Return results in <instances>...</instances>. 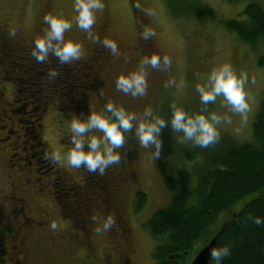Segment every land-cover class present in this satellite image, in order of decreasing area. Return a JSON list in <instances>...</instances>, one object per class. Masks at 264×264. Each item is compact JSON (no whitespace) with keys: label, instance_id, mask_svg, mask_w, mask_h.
I'll list each match as a JSON object with an SVG mask.
<instances>
[{"label":"rangeland","instance_id":"374dc122","mask_svg":"<svg viewBox=\"0 0 264 264\" xmlns=\"http://www.w3.org/2000/svg\"><path fill=\"white\" fill-rule=\"evenodd\" d=\"M251 1L260 3L264 8V0H103L104 7L96 10L91 31L101 41L106 37L115 40L119 48L117 56L107 48L103 50L102 43L90 39L88 33L77 26L74 0H0V28L11 27V42L25 47L32 44L46 27L43 20L46 14H63L71 20L72 28L66 31L65 38L82 43L84 54L93 56L95 49H99L97 53L100 58L103 57L94 61L98 74L95 75V86L86 94L87 115L90 111L103 110L108 102H113L117 107L123 106L137 116H142L145 107L150 106L153 115L165 119L171 118L173 105L189 113L203 109L205 113L215 112L221 117L228 115L231 118V122L222 120L217 125L220 133L218 140L225 136L241 143L253 139L252 125L259 104L264 99V67L258 64V57L264 53V40L257 45L244 42L226 26V21L242 18L245 6ZM205 6L212 8L213 13H204ZM146 29L154 30L155 35L145 39L143 33ZM8 52L4 44L0 45V59ZM153 53L161 58L165 55L170 57L171 63L164 64L161 59L158 68L145 66L146 94L132 97L120 91L116 87L117 76L122 72L138 70L144 56ZM224 63L231 64L238 75L241 72L247 75L244 88L250 110L246 120L239 113H233L222 96L207 105L200 101L196 84L203 82L214 66ZM9 68L8 60L1 61L0 76L4 69H7L6 74L13 76ZM3 79L4 85L7 84L2 92L4 101H11L16 94L22 96L21 92L16 91V78ZM57 101L52 100L42 119L41 134L52 156L60 152L63 157L71 147L67 134L71 133L68 125L73 113L65 108L61 110ZM20 103L14 106L17 116L28 118L30 111H33L31 105L23 109ZM95 134L101 135L99 131ZM182 136L181 132H174L170 125L162 128L159 156H154V148L140 145L132 133H126L125 143L119 149L121 162L114 166L122 170L126 177L121 204L127 215L133 208L137 213L128 215L133 219L136 245V251L130 258L119 256L118 248H113L106 232L97 233L98 239L90 249L81 240L83 230L77 227L71 241L64 242L65 238L59 237V242H63L58 247L46 246L43 254L47 261H57V264H157L153 255L157 242L145 222L156 210L169 206L171 202L172 192L166 185V177L182 168L192 169L196 164H205V150L213 149L218 141L208 147H199L191 141L182 142ZM54 162L67 168L74 179L80 181L83 178L76 168L57 160ZM138 190L147 193V203L140 210L135 203ZM201 246L198 245L194 252Z\"/></svg>","mask_w":264,"mask_h":264},{"label":"trees","instance_id":"16d2710c","mask_svg":"<svg viewBox=\"0 0 264 264\" xmlns=\"http://www.w3.org/2000/svg\"><path fill=\"white\" fill-rule=\"evenodd\" d=\"M204 13L211 14L213 9L205 6ZM226 26L242 41L257 45L264 40V8L251 1L243 17L227 20ZM19 53L21 58L13 59L12 65L20 69L17 78L21 89L31 85L27 91L32 108H42L44 100L57 99L62 108L83 117V110L88 109L86 94L96 80L90 83L81 72L68 70L55 56L46 69L39 67L31 51ZM258 64L264 67V53L258 57ZM51 70L58 75L51 78ZM41 85L47 87L42 89ZM252 136L251 141L241 143L223 136L213 149L205 150V164L182 168L166 177L171 202L145 222L157 242L153 254L157 264H190L198 245L216 234L218 247L231 248L223 264H264V225L258 226L249 218L264 217V99L252 125ZM135 197L140 210L147 203V193L138 190ZM210 264L215 262L210 260Z\"/></svg>","mask_w":264,"mask_h":264},{"label":"flooded vegetation","instance_id":"af4514ba","mask_svg":"<svg viewBox=\"0 0 264 264\" xmlns=\"http://www.w3.org/2000/svg\"><path fill=\"white\" fill-rule=\"evenodd\" d=\"M10 28H0V43L3 42L10 51L0 59V63L8 60L13 73V76L6 74L7 69H4L0 76V264H57V261L48 262L44 257L46 246L58 247L63 242L61 239L62 242H59V237H64V242H67L73 236L74 228L78 227L83 230L81 240L90 248L98 239L95 232L97 222L92 217L103 218L108 214L115 216L116 224L105 232L113 248H118L119 256L130 258L136 251V245L133 219L128 215L137 213L133 208L127 215L121 204L126 183L124 172L115 166L109 174H88L80 167L82 171L76 169L83 174V178L78 181L67 168L55 164L41 134L42 119L52 100H44L42 108L33 109L29 101L31 94L27 91L31 85L21 91L17 78L20 69L12 67V60L22 56L19 52L25 50L30 53L34 42L25 47L12 43ZM95 50L93 56L84 54L81 59L65 64L66 67L72 72H81L90 83H94L98 74L94 61L103 58L97 53L99 49ZM53 56L50 54L43 63L37 61L39 67L50 68ZM3 78H16V91L22 96L16 94L11 101H4L2 92L7 84L4 85ZM46 87L41 85L42 89ZM18 103L23 109L31 105L33 111L28 118L17 116L14 106ZM83 117H87L86 109L83 110ZM69 136L70 133L67 134ZM51 220L60 225L55 231L49 227Z\"/></svg>","mask_w":264,"mask_h":264},{"label":"clouds","instance_id":"9594fccd","mask_svg":"<svg viewBox=\"0 0 264 264\" xmlns=\"http://www.w3.org/2000/svg\"><path fill=\"white\" fill-rule=\"evenodd\" d=\"M139 7V3L136 5ZM103 0H74L73 9L76 13L74 19L77 26L88 33L90 39L100 42L109 49L114 56L119 55V48L115 40L100 37L91 31L96 20V10H102ZM47 27L42 35L34 39V47L31 55L40 63L46 61L49 55L58 58L61 64H68L79 60L84 55L82 43L71 38H65L66 31L72 28V21L63 14H46L43 17ZM148 39L155 35V31L146 29L143 33ZM170 64L168 56H161L153 53L151 56L145 55L141 60L138 70L128 73H121L116 78V87L125 94L132 97L144 96L147 91V65L158 68L161 65ZM51 78L58 75L55 70L49 73ZM247 81L246 73L239 75L231 64L224 63L214 66L203 82L196 84V90L200 94V101L207 105L215 102L218 96L223 97V101L231 106L233 113H239L243 119H247V112L250 105L246 98L244 85ZM110 114V115H109ZM222 120L231 122L228 115L221 117L215 112L205 113L202 109L198 112L189 113L182 107L172 106L170 119L153 115L152 108L145 107L142 116H137L135 112L127 111L123 106L117 107L113 102H108L103 110L90 111L86 118L74 114L69 123L71 132V147L64 153H53V158L61 163H66L74 168L86 167L89 172L103 175L105 170L112 165L121 162L120 148L126 140V133H132L140 145L145 148L155 149L154 156H159L161 139V129L169 126L174 132H181L182 142L191 141L199 147H208L214 144L220 136L217 125ZM99 131L101 135L95 134ZM260 226L264 225V217L259 215L249 217ZM93 221L97 222L96 233L109 231L115 224L116 218L113 214H108L103 218L93 216ZM51 230H57L60 225L56 220L49 222ZM211 238L205 242L207 245ZM231 254L228 245L213 246L210 249V260L215 264H223L226 257Z\"/></svg>","mask_w":264,"mask_h":264},{"label":"water","instance_id":"95a60500","mask_svg":"<svg viewBox=\"0 0 264 264\" xmlns=\"http://www.w3.org/2000/svg\"><path fill=\"white\" fill-rule=\"evenodd\" d=\"M218 235L219 234H216L212 237L207 245L203 244L196 253L193 254L190 264H210V249L213 246H217Z\"/></svg>","mask_w":264,"mask_h":264}]
</instances>
